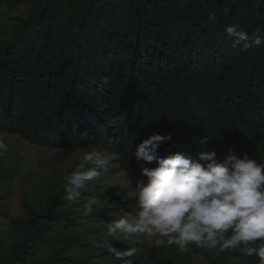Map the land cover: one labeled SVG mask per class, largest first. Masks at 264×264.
Returning a JSON list of instances; mask_svg holds the SVG:
<instances>
[{"label": "trees", "instance_id": "1", "mask_svg": "<svg viewBox=\"0 0 264 264\" xmlns=\"http://www.w3.org/2000/svg\"><path fill=\"white\" fill-rule=\"evenodd\" d=\"M1 8L0 133L48 150L82 145L112 155L126 188L106 191L107 204L126 193V204H136L130 193L146 180L142 168L156 165L134 153L153 133L166 138L161 157L264 161V0H0ZM15 172L0 173V221L9 225L6 238L0 232V264H192L189 252L157 253L136 240L110 244L131 253L121 258L108 247L66 255L82 239L66 241L70 230L116 221L119 212L78 217L63 188L40 201L22 198L10 218ZM189 248L209 264H259L243 245L217 247L216 257Z\"/></svg>", "mask_w": 264, "mask_h": 264}, {"label": "clouds", "instance_id": "2", "mask_svg": "<svg viewBox=\"0 0 264 264\" xmlns=\"http://www.w3.org/2000/svg\"><path fill=\"white\" fill-rule=\"evenodd\" d=\"M227 31L240 40L248 39L243 30L229 27ZM165 139L153 133L136 146V161L156 166L142 168L146 180L138 181L130 193L136 200L134 210L111 224L108 235H159L181 251L193 244L221 250L243 245L247 255H257L259 264H264V161L247 154H229L219 160L215 152H201L198 160L182 153L161 157L156 149ZM5 147L0 140V149ZM84 160L92 166L80 164L70 173L64 186L67 201H77L80 189L99 178L111 163L95 149L86 153ZM94 202L88 201L85 214L93 211ZM256 241L261 242L258 247H249ZM108 249L116 258L131 254L111 245Z\"/></svg>", "mask_w": 264, "mask_h": 264}, {"label": "rangeland", "instance_id": "3", "mask_svg": "<svg viewBox=\"0 0 264 264\" xmlns=\"http://www.w3.org/2000/svg\"><path fill=\"white\" fill-rule=\"evenodd\" d=\"M7 9H0V32L4 23L8 20ZM0 140L6 145L4 149H0V173L5 171L15 170L9 190L11 191L10 198L7 201L10 218L17 216L20 213V200L28 198V200L40 201L47 191L52 189L55 192H61L67 182L70 173L80 164H85L86 167H91L84 160L86 153L98 148L87 146H75L67 150H48L32 145L25 144L21 139L8 134L0 133ZM104 153V152H103ZM111 163L108 168L103 171V174L96 180L86 183L85 188L80 189L81 197L71 202L70 208L72 212L78 216L98 215L103 209H116L118 211L119 220L125 213L132 212L134 205L126 204V198L129 193L121 196V199L115 205L107 204V196L105 192L116 187L125 189L126 179L124 174L112 163L114 157L107 153ZM121 195V193H118ZM95 202L91 204L93 211L90 214H85V205L89 200ZM91 219H96L92 217ZM116 220V221H117ZM115 222L96 223L84 222L85 224L67 233L66 241L75 239L82 235V239L74 244L66 255L77 258L92 257L100 253L102 248L108 247L113 241L122 242L125 240H136L139 243L153 247L157 253L172 252L185 256L186 252L191 255L192 264H209L206 258L202 255L194 254L190 248L187 251H181L178 245L169 244L167 237L159 235L149 236L146 234H135L128 238L122 235H108V228ZM9 225L6 221H0V232L6 238ZM198 247V246H196ZM205 250L208 255L217 256L214 249L206 247H198Z\"/></svg>", "mask_w": 264, "mask_h": 264}]
</instances>
